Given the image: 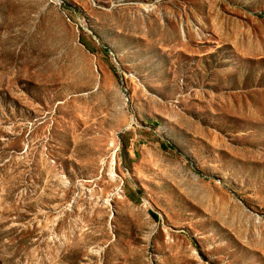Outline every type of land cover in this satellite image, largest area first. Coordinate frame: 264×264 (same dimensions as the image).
Listing matches in <instances>:
<instances>
[{
    "label": "rangeland",
    "instance_id": "rangeland-1",
    "mask_svg": "<svg viewBox=\"0 0 264 264\" xmlns=\"http://www.w3.org/2000/svg\"><path fill=\"white\" fill-rule=\"evenodd\" d=\"M0 264H264V0H0Z\"/></svg>",
    "mask_w": 264,
    "mask_h": 264
},
{
    "label": "trees",
    "instance_id": "trees-1",
    "mask_svg": "<svg viewBox=\"0 0 264 264\" xmlns=\"http://www.w3.org/2000/svg\"><path fill=\"white\" fill-rule=\"evenodd\" d=\"M153 215H154L155 217H158L155 213H153Z\"/></svg>",
    "mask_w": 264,
    "mask_h": 264
}]
</instances>
